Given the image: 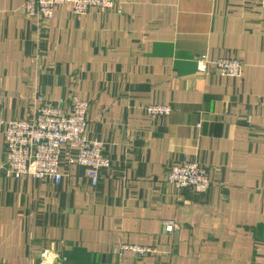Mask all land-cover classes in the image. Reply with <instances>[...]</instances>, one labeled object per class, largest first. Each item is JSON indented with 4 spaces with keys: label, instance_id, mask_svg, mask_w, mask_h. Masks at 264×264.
Masks as SVG:
<instances>
[{
    "label": "crops",
    "instance_id": "crops-1",
    "mask_svg": "<svg viewBox=\"0 0 264 264\" xmlns=\"http://www.w3.org/2000/svg\"><path fill=\"white\" fill-rule=\"evenodd\" d=\"M259 1L111 0L41 23L0 0V264H264ZM202 55L238 60L241 75L198 73ZM72 98L110 159L97 185L65 149L60 183L8 178L6 124ZM153 105L171 112L151 119ZM182 160L206 171L207 192L166 183ZM125 244L158 254L119 257Z\"/></svg>",
    "mask_w": 264,
    "mask_h": 264
},
{
    "label": "built area",
    "instance_id": "built-area-1",
    "mask_svg": "<svg viewBox=\"0 0 264 264\" xmlns=\"http://www.w3.org/2000/svg\"><path fill=\"white\" fill-rule=\"evenodd\" d=\"M70 6L74 15H83L90 9L112 7L111 0H24L21 13L24 18L48 23L59 7ZM264 11V0L259 1ZM197 72L205 74L209 68L225 77L237 78L241 75V63L232 58L211 61L205 55L195 59ZM42 100V99H40ZM260 115L264 119V95L256 101ZM87 102L72 98L67 109L60 105L42 104L28 120H11L6 124L5 174L11 179L29 177L34 180H48L60 183V162L62 150L67 151V162L84 169L91 186H96L99 173L110 168V159L104 155L99 141L86 137L88 124ZM144 112L151 118L168 116L171 109L153 105ZM251 117H247V122ZM166 183L176 192L189 191L196 194L207 192L210 180L206 171L197 163L182 160L173 165L166 176ZM130 254L137 260L157 255L153 247L125 244L119 247L118 256ZM61 260V259H59ZM157 264H168L158 262Z\"/></svg>",
    "mask_w": 264,
    "mask_h": 264
}]
</instances>
